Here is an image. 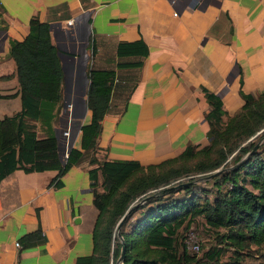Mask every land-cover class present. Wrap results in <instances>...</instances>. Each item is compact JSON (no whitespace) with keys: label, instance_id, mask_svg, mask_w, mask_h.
<instances>
[{"label":"crops","instance_id":"obj_1","mask_svg":"<svg viewBox=\"0 0 264 264\" xmlns=\"http://www.w3.org/2000/svg\"><path fill=\"white\" fill-rule=\"evenodd\" d=\"M0 5L7 23L0 30V77L11 75L0 79V95H14L0 98V118L21 110L9 40H22L36 16L50 24L53 43L64 52L65 92L79 94L84 79L82 97L73 98L82 120L68 148L79 147L80 127L90 119L83 103L84 51L97 67L116 72L114 103L99 137L98 155L108 160L147 165L180 154L189 143L203 147L209 143L205 90L220 95L228 115L242 105L240 81L245 93L264 92V0H0ZM58 153L64 162L59 142ZM46 164V157H38L33 172L15 169L0 181V264H89L98 216L90 166L70 168L56 185L58 169ZM37 229L43 244L16 246Z\"/></svg>","mask_w":264,"mask_h":264},{"label":"trees","instance_id":"obj_2","mask_svg":"<svg viewBox=\"0 0 264 264\" xmlns=\"http://www.w3.org/2000/svg\"><path fill=\"white\" fill-rule=\"evenodd\" d=\"M6 27L0 12V30ZM139 45L145 53L144 45ZM57 51L50 24L36 16L22 40H9L8 56L15 65L12 76L19 86L21 110L0 118V181L15 169L33 172L38 157L47 158L46 168L58 169L52 180L56 185L70 168L88 164L98 210L88 263L116 264L122 249L116 226L130 206L161 189L220 170L206 181L149 197L131 210L120 228L125 243L122 264H251L250 258L264 264V92L245 93L240 81L242 105L228 115L220 95L205 90L209 143L203 147L189 143L180 154L147 165L108 160L98 155L99 137L113 102L116 72L90 63L85 92L90 119L80 127L79 147H71L63 162L58 158L54 125L64 89ZM199 220L215 237V244L201 256L188 250L186 243ZM18 242L23 250L43 244L45 238L37 229Z\"/></svg>","mask_w":264,"mask_h":264},{"label":"rangeland","instance_id":"obj_3","mask_svg":"<svg viewBox=\"0 0 264 264\" xmlns=\"http://www.w3.org/2000/svg\"><path fill=\"white\" fill-rule=\"evenodd\" d=\"M91 52L84 51L82 53V67L86 63L87 66L91 63ZM76 97H82L81 94H74L73 91L65 92L63 91V104L60 109L59 115L54 122L56 127V135L59 142L60 154L62 157H65L66 150L68 145L74 143L75 136L77 131L79 130V123L82 119H80V115L82 114V108H78L77 110H73L69 107V105L73 104L74 99ZM114 103V99H113ZM36 129L39 136L43 135V130L38 123H36ZM186 243L188 245V250L191 252H197L198 256H201L203 251L207 250L210 246L215 244L214 233L209 231L205 226L202 220H199L197 225H194L189 233L187 234ZM194 245H198L199 249L195 251L193 249ZM249 262L251 264H259V260L255 258H250Z\"/></svg>","mask_w":264,"mask_h":264},{"label":"water","instance_id":"obj_4","mask_svg":"<svg viewBox=\"0 0 264 264\" xmlns=\"http://www.w3.org/2000/svg\"><path fill=\"white\" fill-rule=\"evenodd\" d=\"M57 53H58L59 58L62 60V54H63L64 52H62L60 49H58ZM62 67H63V66H62ZM63 71H64V69H63ZM86 80H87V78H86ZM64 81H65V78H64ZM87 82H88V81H87ZM64 85H65V84H64ZM85 92H86V89H85ZM83 103H84L85 108L87 109L86 102H83ZM259 143H260V142H259ZM259 143H257V144L253 147V149H252V150L246 155V157H244V159H246L247 157H249V156L252 154V152L257 148V146L259 145ZM71 147H72V146L70 145L69 148H68V150H67V153L65 154V157H67L68 151H69V149H70ZM244 159H243V160H244ZM64 162H65V161H64ZM218 172H220V170H216V171H214V172H212V173H210V174H208V175L198 177V178H196V179H194V180H192V181H190V182H185V183H179V184H176V185H171V186H169V187H167V188H164V189L159 190L158 192H156V193H154V194H152V195H150V196H148V197L143 198V199L141 200V202H139V203H137V204H134V205L130 206V208L126 211V213H125V214L123 215V217L119 220V222H118V224H117V226H116V235H117L118 239H120V241H121V245H122L121 254H120V257L117 259L116 264H122L123 259H124L125 243H124L123 238H122V236H121L120 228H121V226H122L123 221L126 219V217H127L128 214L131 212V210H133L134 208H136L139 204H141L142 202H144V201H145L147 198H149V197H152V196H158V195H163V194H167V193H169V192H171V191L177 190V189L181 188L182 186H185V185L190 184V183H199V182L206 181V180H208V179L214 177L216 174H218Z\"/></svg>","mask_w":264,"mask_h":264},{"label":"flooded vegetation","instance_id":"obj_5","mask_svg":"<svg viewBox=\"0 0 264 264\" xmlns=\"http://www.w3.org/2000/svg\"><path fill=\"white\" fill-rule=\"evenodd\" d=\"M83 90H84V79L83 80L80 79L79 83H78V92H79V94L82 93Z\"/></svg>","mask_w":264,"mask_h":264},{"label":"built area","instance_id":"obj_6","mask_svg":"<svg viewBox=\"0 0 264 264\" xmlns=\"http://www.w3.org/2000/svg\"><path fill=\"white\" fill-rule=\"evenodd\" d=\"M72 23H73V21H69V24H72ZM69 107L73 109V104L69 105ZM15 244H16V246L20 247L19 242H16ZM193 249H194L195 251H197V250L199 249V246H198V245H194V246H193Z\"/></svg>","mask_w":264,"mask_h":264}]
</instances>
